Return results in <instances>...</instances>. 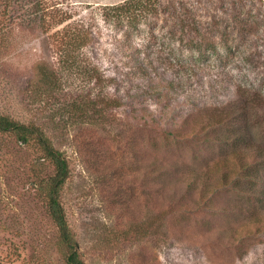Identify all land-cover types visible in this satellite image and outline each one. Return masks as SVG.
Segmentation results:
<instances>
[{
	"label": "rangeland",
	"instance_id": "obj_1",
	"mask_svg": "<svg viewBox=\"0 0 264 264\" xmlns=\"http://www.w3.org/2000/svg\"><path fill=\"white\" fill-rule=\"evenodd\" d=\"M124 1L0 0V114L21 123L39 122L66 157L69 177L60 202L87 264H264V231H250L252 235H246L238 248H225L212 239L227 229L230 233L238 228L246 234L243 224L248 230L253 228L250 214L264 215V203L256 196L263 186L252 190L250 200L223 193L218 205L223 216L218 218L203 210L183 214L180 207L198 209L194 203L198 189L185 187V169L212 166L220 153L215 149L193 153L186 146L170 147L156 139L148 142L139 122L130 129L123 120H131L130 105L150 108L156 119L163 109V120L179 121L199 109L241 107L247 101L254 103L249 124L256 140L253 144L264 151V0H158L156 14L138 18L135 24L116 13L111 20L104 17L106 7ZM181 5L198 22L197 28L219 31L209 40L237 46L239 51L223 52L221 58L210 56L196 64L192 75L165 74L173 88L168 90L159 81L164 87L159 102L153 96L136 103L125 99L129 90H119L126 107L116 111V120L106 129L113 130L109 134L84 121L73 129L66 122H49L46 112L41 115L44 105L34 102L27 85L33 62L49 56L45 44H60L55 31L74 22L91 27L92 40L81 51L83 56L97 59L104 71L122 77L118 72H126L123 64L132 58L189 57L180 52L177 34L176 39L171 35L178 21L174 16L183 14ZM135 26L144 33L138 34ZM149 28L155 30L154 39H150L153 32L146 33ZM138 44L142 54L131 51ZM132 79L134 87L143 84ZM147 151L173 161L162 160L167 168L156 174L163 168H147ZM40 158L34 144L19 145L12 135L0 132V264H61L55 229L37 191L39 180L53 170ZM257 174V170L250 173V179ZM171 204L176 210L169 219L171 227L165 223L160 226L162 233L154 235L155 218ZM178 225L185 232L177 233Z\"/></svg>",
	"mask_w": 264,
	"mask_h": 264
},
{
	"label": "trees",
	"instance_id": "obj_2",
	"mask_svg": "<svg viewBox=\"0 0 264 264\" xmlns=\"http://www.w3.org/2000/svg\"><path fill=\"white\" fill-rule=\"evenodd\" d=\"M157 2L158 0H126L118 6L106 7L108 13L104 17L111 20L116 13L117 17L125 16L135 24L138 18L145 19L150 14H156L155 5ZM181 8L183 14H177V16H174L177 12L173 9V16L178 21L175 23L171 35L176 39L175 33L177 34V40L182 50L180 52L183 56L188 53L189 57L185 55V59H182L184 57L167 58L162 56L163 54H158L154 60L150 58L134 60L132 58L123 64L126 72H118V74L123 73L124 78L123 74L122 77H119L116 75L117 72L109 74L104 71L97 63V59H88L83 56L81 51L85 50L88 47L87 44L92 40L93 30L91 27L85 28L74 22L60 31H55L53 36L60 39V44L54 40V44L51 43L52 41L45 44L43 48L49 56L38 57L33 62L31 79L27 85V90H30L29 93L34 102L44 105L41 115H45L46 112L49 122L56 125L66 122L73 129L78 123L84 121L86 126L108 131L109 134L113 130L106 129L111 126L112 120H116V111L126 107L120 98L119 90H129L128 94H125L126 100L140 103L139 99L143 100L146 97L154 96V99L159 102L162 97L161 90H164V87L159 85V81L164 82L165 88L167 87L168 90L173 88L172 81L165 80V74H172L174 77L184 74L192 75L196 73L194 71L196 64L205 62L210 56L221 58L223 52L230 55L239 51L237 46L221 45L209 40L212 39L209 36L211 37L219 31L197 28L198 22L190 17L191 12L184 5H181ZM55 14L58 15L56 12ZM66 20L59 21V24ZM135 30L138 34L144 33L136 26ZM148 30L149 32L146 33L153 32L150 39H154L155 30L150 28ZM44 36L46 37V33ZM139 47L138 44L137 48L131 50L132 47H130V50L134 54H142ZM131 76L132 80H142L143 84L134 87L132 81H129ZM141 90L143 92L139 94ZM253 107L254 103L245 101L241 107H233L231 104L223 108H203L195 112L197 115L193 113L175 121L172 118L163 120V109L156 119V113L151 112L150 108L141 106L140 109H135L130 105L131 122L127 120L129 117H125L123 120L126 121L124 127L129 126L130 129L133 128L135 121L139 122L145 130L148 142L156 139L170 147L173 145L186 146L192 149L193 153L197 150L201 154L213 149L220 153V157L214 158L212 166H205L201 169H185V187L189 189L193 186L198 189L197 198L194 201L198 209L187 206L180 207L183 214H188V210H191L192 213L203 210L206 214L210 213L218 218L223 216L218 209L221 200H224L221 198L223 193H234L239 200L241 197L250 200V197L253 196L252 190L257 185H262V190L256 196L261 203H264V151L253 144L256 140L249 125L250 119L253 117ZM193 115L195 116L192 117ZM0 132L12 135L19 145L34 144L37 146L41 152L40 159L52 167V174L39 180L37 191L45 201L46 214L55 229L56 253L60 256L61 264H87L60 202V193L69 177L68 163L63 152L56 147L40 123L36 121L21 123L0 114ZM110 144L114 145V143ZM146 153L148 155V151ZM160 157L159 154L151 152L146 160L148 169L155 170L160 166L163 168L156 174L162 173L167 168L166 165L161 164L162 160H166L168 164L173 161L166 156L165 159ZM256 170L258 177L250 179V173H254ZM225 200L227 204L229 200ZM172 208L174 213L170 214ZM175 214L176 210L173 204L159 214L155 218L154 235L162 233L164 228L161 229L160 226L164 227L165 223L171 227L169 219ZM250 217L254 219L252 222L254 226L248 230L246 224H243L242 227L246 234L240 233L238 228L230 233H228V229H223L226 234L221 233L222 236L217 234L212 238L213 240L216 238L215 244L224 245L225 248L230 246L238 248L240 243H245L246 235H252L250 231H264V215L255 218L250 214ZM150 230L149 227L146 228V235H149ZM177 230L179 234L185 232V229L182 230L179 225Z\"/></svg>",
	"mask_w": 264,
	"mask_h": 264
}]
</instances>
